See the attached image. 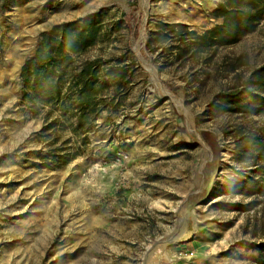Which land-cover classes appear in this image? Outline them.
<instances>
[{
    "label": "rangeland",
    "instance_id": "rangeland-1",
    "mask_svg": "<svg viewBox=\"0 0 264 264\" xmlns=\"http://www.w3.org/2000/svg\"><path fill=\"white\" fill-rule=\"evenodd\" d=\"M197 1L0 0V56L10 67L33 54L40 32L101 10L108 29L125 23L88 57L132 60L119 112H103L62 175L37 168L42 122L21 112L18 74L0 80V264H159L148 257L161 243L171 264H257L264 196L250 194L234 135L264 128V117L223 110L217 96L264 64V22L207 62L157 58L146 45L157 22L184 20L198 34L218 22V0ZM120 150L128 162L116 161ZM53 197L54 217L36 215ZM196 218L203 234L193 242Z\"/></svg>",
    "mask_w": 264,
    "mask_h": 264
},
{
    "label": "trees",
    "instance_id": "trees-1",
    "mask_svg": "<svg viewBox=\"0 0 264 264\" xmlns=\"http://www.w3.org/2000/svg\"><path fill=\"white\" fill-rule=\"evenodd\" d=\"M212 14L218 22L201 34L186 24L157 22L156 28L148 31L146 45L157 58L167 52L180 61L193 53L207 62L220 48L238 44L258 29L264 22V0H218ZM103 15V10L90 12L40 32L33 54L20 67L19 106L25 117L42 122L36 139L47 148L40 154L39 169L63 168L82 156L87 135L103 112H119L132 60L127 61L126 54L88 57L99 43L115 37L125 23L122 18L124 22L117 21L110 30ZM217 99L223 110L264 117V64ZM234 137V159L252 173L250 194L264 196V128H240ZM229 193L241 191L234 188ZM256 249L257 264H264V245Z\"/></svg>",
    "mask_w": 264,
    "mask_h": 264
},
{
    "label": "crops",
    "instance_id": "crops-1",
    "mask_svg": "<svg viewBox=\"0 0 264 264\" xmlns=\"http://www.w3.org/2000/svg\"><path fill=\"white\" fill-rule=\"evenodd\" d=\"M175 23H185V24H187V22H185L184 20H175L174 21ZM26 58H24V59H22L20 62H18V63H16V65H14V67H10L9 66V64H11V61H8L6 64H4L3 62H2V60H1V56H0V62H2V64L0 63V80H3V79H10V78H12L13 76H17V74H18V72H19V70H20V67H21V65H22V63H23V61L25 60ZM8 68V69H7ZM11 68V69H10ZM14 68V69H13ZM134 146L132 145L131 146V148H133ZM125 148H126V146H125ZM128 160H129V157H128ZM128 160L127 161H125V162H128ZM47 169V168H46ZM45 169V170H46ZM64 169H66V167H63V168H59V169H47L50 173H59V175H60V173H61V175H62V173H63V171H64ZM67 170V169H66ZM57 178H55V180H56ZM51 196H53V193H51ZM55 198L53 197V198H51V200H49L48 202H47V204H43V203H40V207H36V209H39L38 210V212H36L35 214L36 215H38V216H40V217H45V216H47V217H49V218H52V217H54V213H52L51 212V208H52V206L50 207V204L51 203H53V200H54ZM39 204V203H38ZM181 232H182V237L184 238V239H186V237L188 236V238L190 237V236H192V232L191 231H188L187 230V228H186V224L183 226V228H182V230H181ZM183 242H186V241H184L183 240Z\"/></svg>",
    "mask_w": 264,
    "mask_h": 264
},
{
    "label": "bare ground",
    "instance_id": "bare-ground-1",
    "mask_svg": "<svg viewBox=\"0 0 264 264\" xmlns=\"http://www.w3.org/2000/svg\"><path fill=\"white\" fill-rule=\"evenodd\" d=\"M199 1L200 0H198L197 2H199ZM111 179H112V182H114V183L117 181L114 176H111ZM201 224H202L201 223V219L196 218L195 237H194V241L193 242L201 240V238H202L203 228H202ZM164 246H165L164 243H161V244H158L157 246H155L152 249V251H151V253L149 254V257H148L149 262H151V263H157V262L159 263L160 262L159 264H171V258H169L166 255Z\"/></svg>",
    "mask_w": 264,
    "mask_h": 264
},
{
    "label": "built area",
    "instance_id": "built-area-1",
    "mask_svg": "<svg viewBox=\"0 0 264 264\" xmlns=\"http://www.w3.org/2000/svg\"><path fill=\"white\" fill-rule=\"evenodd\" d=\"M127 160H128L127 154L124 151L120 150V152L118 153V157H117L116 161L118 163H121V162H125Z\"/></svg>",
    "mask_w": 264,
    "mask_h": 264
}]
</instances>
